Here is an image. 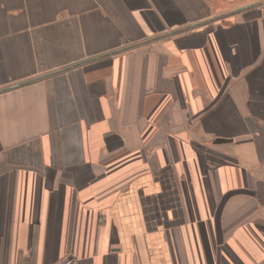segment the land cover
<instances>
[{"label": "crops", "instance_id": "crops-1", "mask_svg": "<svg viewBox=\"0 0 264 264\" xmlns=\"http://www.w3.org/2000/svg\"><path fill=\"white\" fill-rule=\"evenodd\" d=\"M264 264V0H0V264Z\"/></svg>", "mask_w": 264, "mask_h": 264}, {"label": "built area", "instance_id": "built-area-1", "mask_svg": "<svg viewBox=\"0 0 264 264\" xmlns=\"http://www.w3.org/2000/svg\"><path fill=\"white\" fill-rule=\"evenodd\" d=\"M58 264H78V261L74 255H66Z\"/></svg>", "mask_w": 264, "mask_h": 264}]
</instances>
